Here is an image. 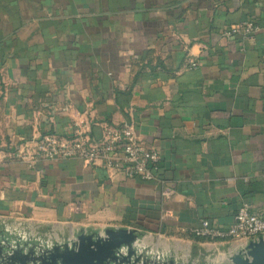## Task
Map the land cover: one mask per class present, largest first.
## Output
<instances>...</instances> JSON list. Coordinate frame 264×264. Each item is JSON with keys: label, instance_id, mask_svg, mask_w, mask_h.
<instances>
[{"label": "crops", "instance_id": "1", "mask_svg": "<svg viewBox=\"0 0 264 264\" xmlns=\"http://www.w3.org/2000/svg\"><path fill=\"white\" fill-rule=\"evenodd\" d=\"M245 20L252 39L223 34ZM124 123L158 153L156 180L13 156L46 133L99 139ZM0 158L7 227L51 245L134 228L138 251L223 263L250 239L190 231L228 227L243 204L264 218V0H0Z\"/></svg>", "mask_w": 264, "mask_h": 264}, {"label": "built area", "instance_id": "2", "mask_svg": "<svg viewBox=\"0 0 264 264\" xmlns=\"http://www.w3.org/2000/svg\"><path fill=\"white\" fill-rule=\"evenodd\" d=\"M258 30V25L245 20L225 28L223 34L229 37L240 36L242 39L249 40ZM189 66L196 67V62L191 61ZM33 143L32 150L18 146L13 153L15 158L25 161L30 168L41 160L74 158L88 165H99L109 171L118 172L127 178L157 179L158 153L153 149L145 148L135 136L132 125L128 123L119 127H104L99 139H95L88 130L77 127L72 133L65 135L46 133ZM0 224L6 227L5 231L9 234L15 229L20 231L16 227H7L2 220ZM190 233L195 237L211 241L258 239L264 235V218L243 204L236 209L228 227L219 228L203 220ZM139 251L156 261H164L161 253Z\"/></svg>", "mask_w": 264, "mask_h": 264}, {"label": "water", "instance_id": "3", "mask_svg": "<svg viewBox=\"0 0 264 264\" xmlns=\"http://www.w3.org/2000/svg\"><path fill=\"white\" fill-rule=\"evenodd\" d=\"M138 234L134 228H107L102 234L81 233L70 243L38 249L26 243L13 247L0 242V264H175L138 251ZM221 264H264V237L250 240Z\"/></svg>", "mask_w": 264, "mask_h": 264}, {"label": "rangeland", "instance_id": "4", "mask_svg": "<svg viewBox=\"0 0 264 264\" xmlns=\"http://www.w3.org/2000/svg\"><path fill=\"white\" fill-rule=\"evenodd\" d=\"M18 231L17 229L13 230L10 235H12V240L9 244L13 247H17V245H23L24 243L27 244V246H34L35 248H47L51 247V241L49 240V237L44 236L40 237L39 235H36L34 230L30 231L28 230H21ZM24 231V233H22ZM39 236V237H38ZM51 239V238H50ZM21 240V241H17ZM20 247V246H19Z\"/></svg>", "mask_w": 264, "mask_h": 264}]
</instances>
